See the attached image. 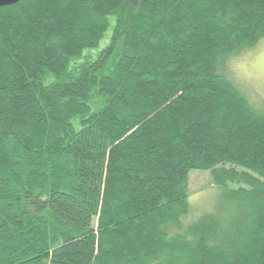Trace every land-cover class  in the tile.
<instances>
[{"label": "trees", "instance_id": "1", "mask_svg": "<svg viewBox=\"0 0 264 264\" xmlns=\"http://www.w3.org/2000/svg\"><path fill=\"white\" fill-rule=\"evenodd\" d=\"M262 43L264 0L0 8V264H264Z\"/></svg>", "mask_w": 264, "mask_h": 264}, {"label": "rangeland", "instance_id": "2", "mask_svg": "<svg viewBox=\"0 0 264 264\" xmlns=\"http://www.w3.org/2000/svg\"><path fill=\"white\" fill-rule=\"evenodd\" d=\"M107 44L108 39L105 38L99 48L87 53L88 57L94 60ZM233 64L239 81L249 90L250 96H256L258 99L263 100L262 103H264V44H260L254 52L237 58ZM210 189L212 188L208 174L202 171L191 172L190 193L194 208L199 210L205 205V210H207L213 207V205H209V202L207 203L208 200L205 201Z\"/></svg>", "mask_w": 264, "mask_h": 264}, {"label": "water", "instance_id": "3", "mask_svg": "<svg viewBox=\"0 0 264 264\" xmlns=\"http://www.w3.org/2000/svg\"><path fill=\"white\" fill-rule=\"evenodd\" d=\"M21 0H0V8L16 5Z\"/></svg>", "mask_w": 264, "mask_h": 264}]
</instances>
